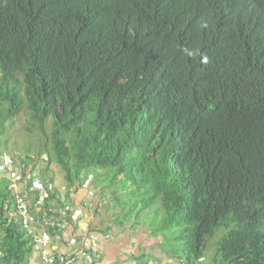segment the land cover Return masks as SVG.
Instances as JSON below:
<instances>
[{
	"label": "trees",
	"instance_id": "16d2710c",
	"mask_svg": "<svg viewBox=\"0 0 264 264\" xmlns=\"http://www.w3.org/2000/svg\"><path fill=\"white\" fill-rule=\"evenodd\" d=\"M0 110L45 135L13 157L24 175L43 183L35 168L51 161L71 186L102 173L130 211L163 208L187 264H209L221 229L210 263L264 264V0H0ZM43 184L30 212L58 236L46 217L61 201ZM36 250L5 178L0 264Z\"/></svg>",
	"mask_w": 264,
	"mask_h": 264
},
{
	"label": "crops",
	"instance_id": "0c3cea01",
	"mask_svg": "<svg viewBox=\"0 0 264 264\" xmlns=\"http://www.w3.org/2000/svg\"><path fill=\"white\" fill-rule=\"evenodd\" d=\"M39 173L61 201L55 203L61 204L57 213L69 221L58 236L49 237V251L60 260L75 257L73 264H187L171 250L164 233L143 223L123 206L126 195L119 191L115 194L102 173L82 176L75 186L69 184L66 173L54 161L44 164ZM33 175L31 171L27 175L7 172L0 175V185L5 178L13 180L17 196L32 201L31 195L36 193ZM130 205L134 206L132 202ZM39 226L40 223L36 227ZM45 230L42 228V233ZM91 235H95V242ZM27 264H41L38 251L28 257Z\"/></svg>",
	"mask_w": 264,
	"mask_h": 264
},
{
	"label": "rangeland",
	"instance_id": "374dc122",
	"mask_svg": "<svg viewBox=\"0 0 264 264\" xmlns=\"http://www.w3.org/2000/svg\"><path fill=\"white\" fill-rule=\"evenodd\" d=\"M17 79L23 81V77L21 75H17ZM14 85L15 84H12L11 89ZM16 89L21 95V92L24 93V89L21 86L16 85ZM6 108L7 106L4 105L3 110L5 111ZM29 116V112L25 111L19 116H12L11 118L5 119V115L2 110H0V152L5 151L9 155L19 158H25L28 155H37L41 153L43 150L45 135L43 134L40 126L34 123ZM52 121L53 119H50L47 126H50V122ZM131 210L134 214H137L138 218H140L143 223L148 224L155 230L162 231L167 236L166 242H170L169 238L173 239L175 237L176 234L174 235V230L162 226L164 222V211L162 207L158 208L153 206L148 210L139 212V207L136 208V206H133ZM228 232V230L221 229L211 240L207 253V260H209V264H212L210 263V258L216 254V249H218L217 242H219ZM178 242L179 241H174L176 245Z\"/></svg>",
	"mask_w": 264,
	"mask_h": 264
},
{
	"label": "built area",
	"instance_id": "2783aa9c",
	"mask_svg": "<svg viewBox=\"0 0 264 264\" xmlns=\"http://www.w3.org/2000/svg\"><path fill=\"white\" fill-rule=\"evenodd\" d=\"M13 159L14 158L7 152H3L0 155V175H3L7 172H11L13 174H19L24 172L23 169L15 168ZM44 159L47 160V157L45 156ZM35 170L36 172H38L40 170V167L35 168ZM32 180V187L34 191L39 194L36 206L38 207V209H42L48 198V191L44 184L41 182V180H39L38 178ZM17 197L18 211L20 217L22 218L23 227L29 235H32L35 240V247L37 249L36 251L39 252L41 257V264H73V262L75 261V257L61 260L60 263L57 262V257L49 251V236L37 233L38 228L34 225V218L30 212L29 203L22 196ZM46 224L49 227H59V229L62 230L68 226L69 221H67V219L63 218L62 216L58 217L52 215L46 217ZM90 238L93 242L96 241L95 235H91Z\"/></svg>",
	"mask_w": 264,
	"mask_h": 264
},
{
	"label": "clouds",
	"instance_id": "9594fccd",
	"mask_svg": "<svg viewBox=\"0 0 264 264\" xmlns=\"http://www.w3.org/2000/svg\"><path fill=\"white\" fill-rule=\"evenodd\" d=\"M1 152H3V151H1ZM13 157V156H12Z\"/></svg>",
	"mask_w": 264,
	"mask_h": 264
}]
</instances>
